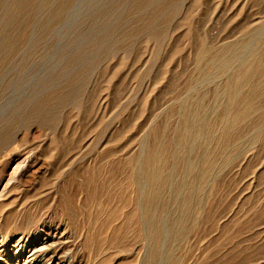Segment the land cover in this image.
I'll return each mask as SVG.
<instances>
[{
	"label": "rangeland",
	"instance_id": "1",
	"mask_svg": "<svg viewBox=\"0 0 264 264\" xmlns=\"http://www.w3.org/2000/svg\"><path fill=\"white\" fill-rule=\"evenodd\" d=\"M0 190V264H264V0H0Z\"/></svg>",
	"mask_w": 264,
	"mask_h": 264
},
{
	"label": "bare ground",
	"instance_id": "2",
	"mask_svg": "<svg viewBox=\"0 0 264 264\" xmlns=\"http://www.w3.org/2000/svg\"><path fill=\"white\" fill-rule=\"evenodd\" d=\"M33 163H34V161H33ZM33 163L31 162L30 158L25 159V161H18L17 165L14 168H12L9 179L19 180V181L22 180L25 177L26 173H28L30 171L31 167L34 165ZM23 181H24V179H23ZM7 187H8V185H7ZM5 188L6 187L4 185V189ZM5 192L6 191H4V190H2V191L0 190V199L4 196ZM8 194L9 193H7V195ZM1 203L2 202H0V204ZM14 242L15 243L12 244L11 247L14 248L15 251H14V253L9 254V255H6V252L9 249V247H8L9 243L7 241L0 243V258L4 259V257H5L6 260L10 263H17L23 257V254L27 253L28 256H26V260L28 259L29 262H31V260H34L36 258L35 257L36 251L41 250L43 248L45 249L48 245H53L54 237H50V236L49 237H43V238L41 237V238H38L37 240H34L33 242H31L29 239H27V238L25 239L24 237L21 236L20 238L17 239V241H14ZM52 261H54L53 257L51 258L50 262H52Z\"/></svg>",
	"mask_w": 264,
	"mask_h": 264
}]
</instances>
